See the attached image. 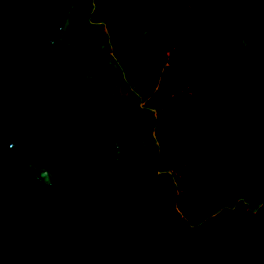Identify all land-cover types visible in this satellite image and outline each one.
Returning <instances> with one entry per match:
<instances>
[{"label": "trees", "instance_id": "16d2710c", "mask_svg": "<svg viewBox=\"0 0 264 264\" xmlns=\"http://www.w3.org/2000/svg\"><path fill=\"white\" fill-rule=\"evenodd\" d=\"M81 24L136 102L137 197L178 264H264V0H87Z\"/></svg>", "mask_w": 264, "mask_h": 264}, {"label": "water", "instance_id": "95a60500", "mask_svg": "<svg viewBox=\"0 0 264 264\" xmlns=\"http://www.w3.org/2000/svg\"><path fill=\"white\" fill-rule=\"evenodd\" d=\"M87 0H0V264H178L130 167L138 110Z\"/></svg>", "mask_w": 264, "mask_h": 264}, {"label": "clouds", "instance_id": "9594fccd", "mask_svg": "<svg viewBox=\"0 0 264 264\" xmlns=\"http://www.w3.org/2000/svg\"><path fill=\"white\" fill-rule=\"evenodd\" d=\"M248 44H249L248 39H242V45H243L244 47H248Z\"/></svg>", "mask_w": 264, "mask_h": 264}]
</instances>
